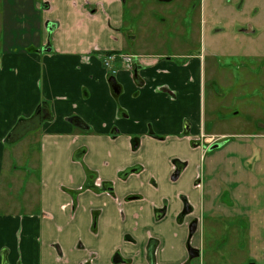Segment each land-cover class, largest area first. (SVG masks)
I'll return each instance as SVG.
<instances>
[{"label":"crops","instance_id":"0c3cea01","mask_svg":"<svg viewBox=\"0 0 264 264\" xmlns=\"http://www.w3.org/2000/svg\"><path fill=\"white\" fill-rule=\"evenodd\" d=\"M20 2L2 1L0 264H196L201 136L237 119L216 90L206 118L203 57L142 67L125 0Z\"/></svg>","mask_w":264,"mask_h":264},{"label":"rangeland","instance_id":"374dc122","mask_svg":"<svg viewBox=\"0 0 264 264\" xmlns=\"http://www.w3.org/2000/svg\"><path fill=\"white\" fill-rule=\"evenodd\" d=\"M2 1L0 31L5 10ZM5 1L7 13L15 15L22 0ZM125 3L127 28L139 38L141 56H136L144 61L140 65L144 67L151 58L185 61L203 57L206 118L213 111L208 94L214 90L218 101L213 102L222 103L221 107L213 105L217 115L237 118L236 126H211L201 136L206 153L200 169L205 206L197 219L195 248L201 256L196 264H264V130L254 121L261 119L264 124V0ZM144 41L149 42L148 48ZM229 105L231 109L225 107ZM247 115L254 119L248 121ZM0 200L5 204L8 198L0 195ZM7 211L0 208V213Z\"/></svg>","mask_w":264,"mask_h":264},{"label":"water","instance_id":"95a60500","mask_svg":"<svg viewBox=\"0 0 264 264\" xmlns=\"http://www.w3.org/2000/svg\"><path fill=\"white\" fill-rule=\"evenodd\" d=\"M181 171H182V169L178 168V170L175 173V176L173 177V180L178 179L179 175L181 174ZM196 229H197V223L194 222L190 226V234L193 235L195 233ZM189 254H190L191 258H199L200 257V252L198 250L190 249Z\"/></svg>","mask_w":264,"mask_h":264},{"label":"flooded vegetation","instance_id":"af4514ba","mask_svg":"<svg viewBox=\"0 0 264 264\" xmlns=\"http://www.w3.org/2000/svg\"><path fill=\"white\" fill-rule=\"evenodd\" d=\"M178 168H181L182 170H183V164H177V170H178ZM194 222H196L197 223V221H192L191 222V224H190V226L192 225V223H194ZM197 225H198V223H197ZM190 226H189V231H190ZM198 228V227H197ZM194 235V234H193ZM193 235H189V237H190V240H191V238L193 237ZM190 249H193V250H196V248H193V246H192V244L190 243L189 244V250ZM199 251V250H198ZM200 252V251H199ZM200 256H201V252H200Z\"/></svg>","mask_w":264,"mask_h":264}]
</instances>
